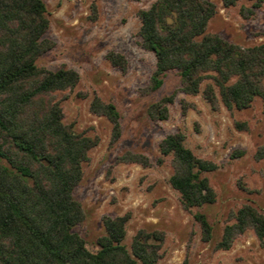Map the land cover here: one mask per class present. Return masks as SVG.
Returning a JSON list of instances; mask_svg holds the SVG:
<instances>
[{"label":"trees","instance_id":"16d2710c","mask_svg":"<svg viewBox=\"0 0 264 264\" xmlns=\"http://www.w3.org/2000/svg\"><path fill=\"white\" fill-rule=\"evenodd\" d=\"M250 1L252 7L241 9L247 17L264 3ZM217 12L210 0H155L138 11L140 45L156 56L145 94L160 90L170 72L180 77L175 91L150 105L152 120L169 118L179 91L202 93L214 109L221 102L229 110L248 109L256 98L264 102V41L244 46L209 32ZM50 26L45 0H0V264H158L164 256V232L140 228L129 248L125 239L130 213L103 217L105 233L96 241L97 250L75 230L86 218L75 190L100 137L65 122L62 102L69 96L66 91L80 83V72L38 64L56 45L48 36ZM107 59L123 72L129 67L127 56L116 50H110ZM90 110L109 119L111 142H117L122 135L118 105L95 94ZM235 124L248 128L247 122ZM159 147L163 156H172L170 183L185 209L216 202L217 192L206 175L218 169L215 161L188 147L183 131L167 134ZM256 157L264 158V145ZM118 160L150 164L147 155L131 151ZM194 216L203 240L210 241L214 227L207 215L197 210ZM250 229L264 245V212L246 203L234 222L226 224L216 248L230 249Z\"/></svg>","mask_w":264,"mask_h":264},{"label":"rangeland","instance_id":"374dc122","mask_svg":"<svg viewBox=\"0 0 264 264\" xmlns=\"http://www.w3.org/2000/svg\"><path fill=\"white\" fill-rule=\"evenodd\" d=\"M51 26L48 36L56 45L39 58L38 64L52 69L63 65L78 70L80 83L66 91L62 105L65 122L77 131L99 135L100 142L84 164V177L75 193L82 201L86 218L75 230L91 250L105 233L103 217L131 214L125 242L131 248L140 228L165 234L164 256L158 264H264V245L254 230L238 236L230 249H217L224 227L234 222L236 211L246 203L264 212V158L256 157L264 145V102L256 98L244 110H229L221 102L214 109L203 94L179 91L166 120H152L150 105L179 87L180 77L168 73L165 84L154 93L145 88L156 69V56L140 45L141 20L138 11L155 0H45ZM217 14L208 31L219 33L244 46L264 41V3L252 16L243 6L253 1L210 0ZM116 50L129 60L126 72L113 66L107 53ZM116 103L121 112L122 135L112 143L113 125L105 116L90 110L94 95ZM247 122L239 129L235 122ZM183 131L186 145L198 156L215 161L219 167L208 172L217 192L215 203L187 210L173 188L172 156H163L159 144L169 133ZM131 151L149 157L150 164L119 161ZM162 159V160H160ZM203 211L213 225V237L203 240L195 212Z\"/></svg>","mask_w":264,"mask_h":264}]
</instances>
